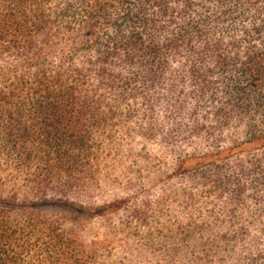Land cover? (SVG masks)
Wrapping results in <instances>:
<instances>
[{"label":"trees","instance_id":"trees-1","mask_svg":"<svg viewBox=\"0 0 264 264\" xmlns=\"http://www.w3.org/2000/svg\"><path fill=\"white\" fill-rule=\"evenodd\" d=\"M0 264H264V0H0Z\"/></svg>","mask_w":264,"mask_h":264},{"label":"rangeland","instance_id":"rangeland-1","mask_svg":"<svg viewBox=\"0 0 264 264\" xmlns=\"http://www.w3.org/2000/svg\"><path fill=\"white\" fill-rule=\"evenodd\" d=\"M56 210H59V212L61 211L60 214H63V215L65 214V213H62L65 211V209L64 210L63 209H56Z\"/></svg>","mask_w":264,"mask_h":264}]
</instances>
